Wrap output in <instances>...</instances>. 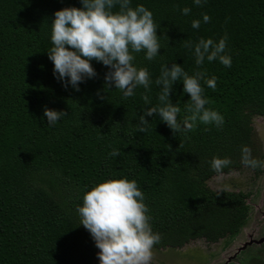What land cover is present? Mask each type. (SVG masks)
<instances>
[{
	"label": "trees",
	"instance_id": "16d2710c",
	"mask_svg": "<svg viewBox=\"0 0 264 264\" xmlns=\"http://www.w3.org/2000/svg\"><path fill=\"white\" fill-rule=\"evenodd\" d=\"M138 5L152 12L161 49L151 61L145 51L132 53L134 66L147 68L151 83L125 98L114 85L105 88L110 69L95 60L96 76L85 78L78 91L54 74L47 55L54 13L81 9V0H0V264H93L98 251L77 209L87 192L108 180L136 181L152 231L161 235L153 249H178L195 240L227 243L245 224L248 195L213 191L206 181L218 175L214 157L231 159L224 174L261 172L245 167L241 155L248 146L262 161L252 147L251 120L264 117V0H207L202 6L193 0H131V7ZM185 7L189 15L182 14ZM204 14L210 22H203ZM193 20L201 21L198 29ZM225 35L231 67L218 59L197 66L194 49L185 44L219 42ZM173 63L190 76L205 73V107L223 116L222 128L198 121L191 131L173 132L153 114L145 117L146 131H137L143 111L162 106L156 80L162 66ZM213 76L215 89L205 82ZM169 98L181 109L179 121L191 115L182 80ZM46 108L67 115L49 126ZM113 150L120 155L111 156Z\"/></svg>",
	"mask_w": 264,
	"mask_h": 264
},
{
	"label": "clouds",
	"instance_id": "9594fccd",
	"mask_svg": "<svg viewBox=\"0 0 264 264\" xmlns=\"http://www.w3.org/2000/svg\"><path fill=\"white\" fill-rule=\"evenodd\" d=\"M207 0H193L196 6H202ZM82 8H64L54 13L51 23V42L53 47L47 53L54 65V74L64 81L65 86L71 85L79 90L78 84L85 78H94L96 72L91 61L95 60L110 69L105 74V88L114 85L125 98L135 94L138 86L147 91L151 83L147 68L134 66L132 53L145 51V59L151 61L157 55L161 45L157 36L158 25L153 14L143 5L131 7V0H81ZM119 6V11L113 9ZM189 15L191 9L181 10ZM203 22H210L207 14ZM200 20L192 21V28L200 27ZM167 39V37H165ZM227 35L214 42L212 39H200L195 45L191 41L185 47L194 49L195 63L203 64L219 60L226 67H231V57L224 54ZM205 73L197 71L189 75L182 66L175 63L171 68H161L156 84L161 86L159 95L160 107H148L139 116L138 132H145L149 124L145 117L157 114L160 119L174 132L191 131L201 122L205 125L214 124L222 128L224 118L218 112L208 109L205 105L204 89L200 81ZM182 80L183 91L190 96L191 104L187 111L190 116L178 120L181 109L170 100L173 85ZM208 87L215 89L216 77L207 79ZM145 104L150 103L147 95L142 97ZM67 114L63 111L44 110L49 126L55 125ZM111 156L120 155L113 150ZM241 163L245 167L256 169L264 166V162L253 158L252 149L242 148ZM232 164L230 158L214 157L212 169L223 176V169ZM234 174V173H233ZM144 195L135 180L115 179L102 182L83 196V206L77 209L81 216V224L91 234L95 246L99 249L100 264H150L153 246L161 240L159 233H154L150 225L149 209L144 203Z\"/></svg>",
	"mask_w": 264,
	"mask_h": 264
},
{
	"label": "rangeland",
	"instance_id": "374dc122",
	"mask_svg": "<svg viewBox=\"0 0 264 264\" xmlns=\"http://www.w3.org/2000/svg\"><path fill=\"white\" fill-rule=\"evenodd\" d=\"M251 126L252 147L262 156L264 162V117H253ZM206 185L213 191H241L248 195V216L239 233L227 243L220 240L207 244L202 240H195L178 249H152L150 264H238L245 259L249 263L247 253L264 248L262 243H251L235 254L243 243L264 237V166L257 176L250 169L241 168L223 176H212L206 181ZM97 251L99 252L98 248ZM93 264H100L99 259H95Z\"/></svg>",
	"mask_w": 264,
	"mask_h": 264
},
{
	"label": "flooded vegetation",
	"instance_id": "af4514ba",
	"mask_svg": "<svg viewBox=\"0 0 264 264\" xmlns=\"http://www.w3.org/2000/svg\"><path fill=\"white\" fill-rule=\"evenodd\" d=\"M261 238H263V237H261ZM262 244H264V242L262 243ZM247 246H249V245H247ZM246 246V247H247ZM245 249V248H244ZM258 250V249H257ZM242 251H243V249H242ZM248 255H249V257H251V256H253L252 257V259L250 260V262L249 263H251V262H253V263H257V264H259V262L262 260V261H264V248H262V249H260V250H258V251H251V252H249V253H247ZM258 256H259V258H258ZM248 263V264H249ZM262 264H264V262H262Z\"/></svg>",
	"mask_w": 264,
	"mask_h": 264
},
{
	"label": "water",
	"instance_id": "95a60500",
	"mask_svg": "<svg viewBox=\"0 0 264 264\" xmlns=\"http://www.w3.org/2000/svg\"><path fill=\"white\" fill-rule=\"evenodd\" d=\"M264 242V237L263 238H259L258 240H249L245 243H243L236 251L235 254H237V252L241 251L242 249H244L247 245L251 244V243H255V244H260Z\"/></svg>",
	"mask_w": 264,
	"mask_h": 264
}]
</instances>
